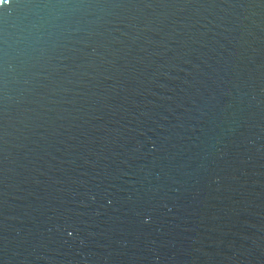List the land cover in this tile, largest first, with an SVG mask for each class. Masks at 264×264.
I'll use <instances>...</instances> for the list:
<instances>
[{"label":"water","instance_id":"obj_1","mask_svg":"<svg viewBox=\"0 0 264 264\" xmlns=\"http://www.w3.org/2000/svg\"><path fill=\"white\" fill-rule=\"evenodd\" d=\"M0 264H264V0L0 3Z\"/></svg>","mask_w":264,"mask_h":264},{"label":"snow or ice","instance_id":"obj_2","mask_svg":"<svg viewBox=\"0 0 264 264\" xmlns=\"http://www.w3.org/2000/svg\"><path fill=\"white\" fill-rule=\"evenodd\" d=\"M0 3L7 4V3H9V0H0Z\"/></svg>","mask_w":264,"mask_h":264}]
</instances>
